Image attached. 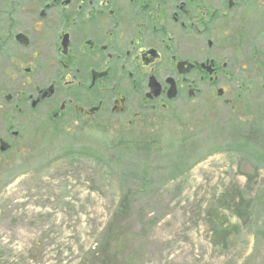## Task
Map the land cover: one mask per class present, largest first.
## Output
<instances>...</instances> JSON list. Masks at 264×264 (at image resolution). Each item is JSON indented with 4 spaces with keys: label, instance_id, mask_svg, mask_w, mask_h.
Instances as JSON below:
<instances>
[{
    "label": "rangeland",
    "instance_id": "rangeland-1",
    "mask_svg": "<svg viewBox=\"0 0 264 264\" xmlns=\"http://www.w3.org/2000/svg\"><path fill=\"white\" fill-rule=\"evenodd\" d=\"M259 4L233 56L236 80L220 83L230 103L216 97L209 110L133 107L131 125V112L103 110L66 132L17 114L0 90L11 144L0 151V264H264ZM168 114L178 119L159 121ZM135 138L148 146L122 145Z\"/></svg>",
    "mask_w": 264,
    "mask_h": 264
},
{
    "label": "flooded vegetation",
    "instance_id": "flooded-vegetation-1",
    "mask_svg": "<svg viewBox=\"0 0 264 264\" xmlns=\"http://www.w3.org/2000/svg\"><path fill=\"white\" fill-rule=\"evenodd\" d=\"M260 1L0 0L5 105L66 132L103 110L157 113L183 100H201L209 110L225 94L220 83L234 79L233 56ZM5 132L17 135L12 126ZM1 141L4 153L11 144L5 135Z\"/></svg>",
    "mask_w": 264,
    "mask_h": 264
},
{
    "label": "trees",
    "instance_id": "trees-1",
    "mask_svg": "<svg viewBox=\"0 0 264 264\" xmlns=\"http://www.w3.org/2000/svg\"><path fill=\"white\" fill-rule=\"evenodd\" d=\"M146 141L140 140L138 138L135 139H126L125 141L122 142V145L124 147H132V148H136V149H143L146 148V146H148V144L146 145V143H144ZM102 251V250H100ZM100 251L97 252L98 255L100 254ZM96 254V253H94ZM101 262H104V260H102Z\"/></svg>",
    "mask_w": 264,
    "mask_h": 264
},
{
    "label": "water",
    "instance_id": "water-1",
    "mask_svg": "<svg viewBox=\"0 0 264 264\" xmlns=\"http://www.w3.org/2000/svg\"><path fill=\"white\" fill-rule=\"evenodd\" d=\"M7 148V144L5 142H0V151L3 152L5 151Z\"/></svg>",
    "mask_w": 264,
    "mask_h": 264
}]
</instances>
